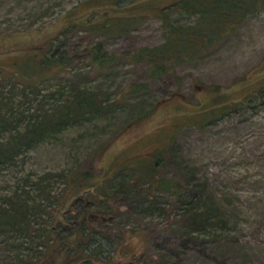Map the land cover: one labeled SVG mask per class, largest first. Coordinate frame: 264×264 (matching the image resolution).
<instances>
[{
	"label": "rangeland",
	"instance_id": "1",
	"mask_svg": "<svg viewBox=\"0 0 264 264\" xmlns=\"http://www.w3.org/2000/svg\"><path fill=\"white\" fill-rule=\"evenodd\" d=\"M94 7L0 0V207L25 202L32 219L0 223V264H68L57 239L82 222L72 245L97 254L77 264H264V1L153 77L128 53L163 41L159 16L90 31Z\"/></svg>",
	"mask_w": 264,
	"mask_h": 264
},
{
	"label": "trees",
	"instance_id": "2",
	"mask_svg": "<svg viewBox=\"0 0 264 264\" xmlns=\"http://www.w3.org/2000/svg\"><path fill=\"white\" fill-rule=\"evenodd\" d=\"M88 1L92 2L95 6L94 11L96 12V15L93 16L92 19L88 18V20L84 18V24L90 31L120 32L133 27L151 12L159 16L164 28L163 41L152 46H139L128 53L131 60H143L147 63L148 75L153 77L163 73L172 61L184 59L186 56L193 55V53L197 51V48L212 39V36L217 35L222 30L226 32L232 29L233 25L237 24L239 19L243 18L248 12H253L264 0H168L170 2L161 6L155 1L137 4V0H131L127 1L126 5L119 4V0ZM134 1L136 2L134 3ZM108 6H112L117 13L125 7L130 11L127 14H115L112 16V12L109 11ZM174 14H176L177 17H175ZM216 37L217 36L214 38ZM50 45V41L46 43V49H48ZM96 49L98 50L99 56L97 59H102L103 53L100 51L101 48L99 45L96 46ZM43 53L45 56V51ZM44 56H39L36 58V61L38 60V64L47 63V65H49L51 62ZM145 86V82H130L120 89L117 99H128L129 96H134L138 90H142ZM139 101V99L135 98L131 105L136 106ZM157 102L158 101H156L155 104ZM82 105L83 103L79 101L78 106L83 107ZM138 118H140V116L133 117L127 123L134 122L133 119L136 120ZM148 154V157L142 158L146 159L147 163H151L155 159V154L150 152ZM120 167L130 166L118 165V167L114 168L111 172H114L115 169H120ZM98 176L101 175L99 174ZM146 180L150 182L157 181L152 171L146 176ZM123 186L125 189L128 188L126 183ZM159 187H162V185ZM98 189H100V187ZM105 190L109 193L110 187H106ZM29 210L25 202H16L0 207V223L2 225L10 224L15 228H27L29 224L31 225L32 220L28 212ZM35 214L34 212L33 215ZM92 215L103 219V215H98L96 212ZM38 223L39 222L36 221L33 225H38ZM46 224L43 223L40 227L34 228L38 232V235L45 236L54 228L52 227V223H49L51 226L49 225L48 227ZM83 225L82 222L78 227L76 225L74 228L69 226L68 233L65 236H59L57 239L59 244L54 250V255L61 257L63 254H69L70 259L68 264H77L78 260L84 263L85 261H81L82 259L91 260L90 256L97 254V251H95L96 248L94 250L89 248L90 253L83 254L81 246H84V243H81L80 240L74 246L72 245V239L75 240V237L78 238L80 235L84 234ZM55 228H58V224L55 225ZM94 234L95 232L93 230L89 232V241L95 239ZM71 237L73 238L70 239ZM50 244H48V246ZM48 246H46L47 252L43 254L44 257L49 255ZM50 251H52V249ZM49 256L51 257L52 255ZM39 262L44 264H55V260L50 258L47 262L42 261V259H36L33 264H39Z\"/></svg>",
	"mask_w": 264,
	"mask_h": 264
}]
</instances>
